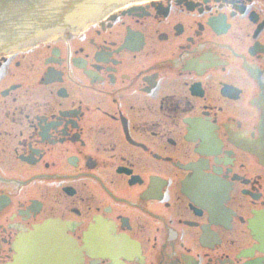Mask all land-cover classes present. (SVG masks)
<instances>
[{
    "label": "flooded vegetation",
    "instance_id": "flooded-vegetation-1",
    "mask_svg": "<svg viewBox=\"0 0 264 264\" xmlns=\"http://www.w3.org/2000/svg\"><path fill=\"white\" fill-rule=\"evenodd\" d=\"M111 11L0 37V264H264V0Z\"/></svg>",
    "mask_w": 264,
    "mask_h": 264
},
{
    "label": "water",
    "instance_id": "water-1",
    "mask_svg": "<svg viewBox=\"0 0 264 264\" xmlns=\"http://www.w3.org/2000/svg\"><path fill=\"white\" fill-rule=\"evenodd\" d=\"M58 0H0V36L5 33L18 32L20 28L35 27L38 24H48L55 19L60 11H53L60 7ZM80 1V0H78ZM90 1V0H89ZM121 0H102L91 7L79 6L76 12L71 11L72 28L84 25L86 21L112 9L113 3ZM78 10V11H77ZM23 25V26H22ZM54 26V25H52ZM52 26L47 30L52 32ZM56 29V28H54ZM20 39V38H19ZM19 45L20 43H16Z\"/></svg>",
    "mask_w": 264,
    "mask_h": 264
},
{
    "label": "bare ground",
    "instance_id": "bare-ground-1",
    "mask_svg": "<svg viewBox=\"0 0 264 264\" xmlns=\"http://www.w3.org/2000/svg\"><path fill=\"white\" fill-rule=\"evenodd\" d=\"M112 9H110V10H108V11H106V12H104V13H102V14H100V15H98V16H96L95 18H93L92 20H95V19H97V18H101V17H104L108 12H110ZM92 20H90V21H92ZM83 26V25H82ZM81 26V27H82ZM81 27H78V28H76V29H74V30H77V29H79V28H81Z\"/></svg>",
    "mask_w": 264,
    "mask_h": 264
}]
</instances>
